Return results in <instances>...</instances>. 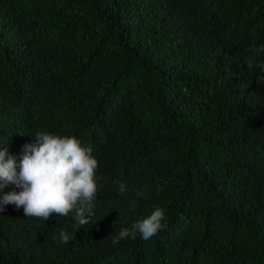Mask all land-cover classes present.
<instances>
[{"label": "trees", "instance_id": "1", "mask_svg": "<svg viewBox=\"0 0 264 264\" xmlns=\"http://www.w3.org/2000/svg\"><path fill=\"white\" fill-rule=\"evenodd\" d=\"M261 45L264 0H0V147L19 164L48 132L98 160L90 223L7 205L0 264H264Z\"/></svg>", "mask_w": 264, "mask_h": 264}, {"label": "clouds", "instance_id": "2", "mask_svg": "<svg viewBox=\"0 0 264 264\" xmlns=\"http://www.w3.org/2000/svg\"><path fill=\"white\" fill-rule=\"evenodd\" d=\"M251 51L255 55L264 53V45L258 49L253 47ZM241 58L250 71L253 56ZM257 83L264 85V77L258 76ZM31 138L33 142L24 145L19 164L9 153L7 144L0 147V213L7 205H15L17 210H24L26 217L47 221L53 215L67 216L75 209L76 224L80 227L89 224L94 215L92 202L97 194L98 160L92 148L82 146L75 136L37 132ZM10 185L15 188L6 192ZM127 191L126 185L120 183L118 194L123 196ZM146 195L143 189L135 190L137 198H146ZM164 220L165 211L157 207L150 216L133 225L131 231L121 229L112 243L116 245L129 236L135 240L137 233L147 241L166 227L162 223ZM60 239L67 244L70 237L62 230Z\"/></svg>", "mask_w": 264, "mask_h": 264}]
</instances>
